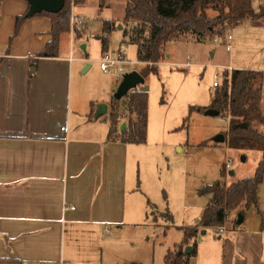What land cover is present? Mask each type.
Segmentation results:
<instances>
[{"label":"crops","instance_id":"obj_1","mask_svg":"<svg viewBox=\"0 0 264 264\" xmlns=\"http://www.w3.org/2000/svg\"><path fill=\"white\" fill-rule=\"evenodd\" d=\"M87 1L71 6V13L86 19ZM29 9L26 0L0 3V264H165L178 243L172 249L151 236L157 218L150 215L142 177L145 143L109 140V112L94 114L100 103L110 110L122 79L113 78L102 94L77 98L88 59L75 52L82 34L76 37L70 27L60 35L56 57H38L53 38L52 22L36 14L16 32L17 17ZM232 68L262 72L264 114V61ZM241 144L262 158L261 145ZM205 207L194 212L196 222ZM247 210L218 238L200 232L190 264H264V181Z\"/></svg>","mask_w":264,"mask_h":264},{"label":"rangeland","instance_id":"obj_2","mask_svg":"<svg viewBox=\"0 0 264 264\" xmlns=\"http://www.w3.org/2000/svg\"><path fill=\"white\" fill-rule=\"evenodd\" d=\"M125 1L106 0L101 6L100 0H88L83 6L86 27L85 30H76V37L77 33L82 36L80 40L75 39L74 46L76 55L88 58L81 70L86 65L91 67L81 80H77V98L102 94L113 78L122 79L117 71L105 73L100 68V36L104 34L105 20L112 22L107 31L108 51H122L128 60V69L141 71L146 65L138 61L137 46L129 43L125 36L129 29L122 20ZM228 34L233 36L231 40H226ZM226 43L232 45L230 52L226 50ZM83 44L87 48L84 49ZM163 51L165 57L157 63V71L151 72L144 85H140L149 94L148 132L147 141L142 146L145 149L141 170L144 187L151 196L149 202L156 206L155 213L150 214L153 219L157 218L154 219L157 224L151 236L158 239V243L163 242L173 249L174 244H180L184 237V231L179 227L196 224L194 212H198L201 205L207 206L213 196L212 193H200V189L217 182L229 184L255 173L261 157L257 149L231 139L222 143L215 141L218 135L227 133V116L190 109L192 106H211L215 92L225 86L223 82L221 88L213 87L214 74L222 72L226 65L249 66L252 61H264V23L255 24L252 19L240 20L227 28L218 42L214 41V36L201 40L193 35L172 38L163 46ZM105 98L108 101L111 97ZM122 120L128 122V117ZM253 126L264 133L263 124L255 121ZM210 141L215 145L210 146ZM228 162L231 166L226 167V173H223ZM231 171L234 174H230ZM167 210L172 214L173 221L165 214ZM237 214L238 209L232 211L226 228L233 227ZM205 229H208L207 237L213 235L218 238L220 235L211 226L203 228L198 234H205L202 232Z\"/></svg>","mask_w":264,"mask_h":264},{"label":"trees","instance_id":"obj_3","mask_svg":"<svg viewBox=\"0 0 264 264\" xmlns=\"http://www.w3.org/2000/svg\"><path fill=\"white\" fill-rule=\"evenodd\" d=\"M74 1L75 4H80L85 0ZM71 6L72 0H66L64 8L59 12L36 13L50 17L53 35L45 49L38 53V57L58 55L60 35L69 31L71 27ZM124 13V21L129 26L125 36L129 43L137 46L138 61L146 63L140 71L144 78L157 71V63L165 57L163 46L172 38L193 35L201 40L205 37L221 36L225 34L227 28L243 19H252L255 24L264 23V5L255 10L252 0H127ZM29 17H31L29 11L17 17L16 32ZM111 25V20L104 21V34L100 36L102 53L109 50L107 31ZM32 65L36 69L37 64L34 62ZM34 75L33 71L31 76ZM261 81V71L252 69H233L231 73L224 71L222 83L224 82L225 86L218 87L221 89L215 92L209 106L229 118V127L224 134L225 141L230 136L234 142L261 145L263 155L255 173L228 185L217 182L200 189V193H212L213 196L196 224L179 227L184 231V237L175 251L167 252L165 264H190V259L197 252V242L193 239L200 230L210 226L226 225L233 210L238 209L239 213L244 215L247 209L257 203V190L264 181V133L256 129L253 123L257 121L264 125V114L260 106ZM122 100L124 103H120ZM148 100V91L142 87L130 90L121 99H116L113 94L108 115L110 121L108 139L135 144L146 143ZM209 108L192 106L190 110ZM124 117H128L127 126L120 132V121ZM223 173H226V165ZM149 205L150 214H154L156 206L151 202ZM165 214L173 221L169 210ZM189 245L192 247L191 252L186 253L185 247Z\"/></svg>","mask_w":264,"mask_h":264},{"label":"water","instance_id":"obj_4","mask_svg":"<svg viewBox=\"0 0 264 264\" xmlns=\"http://www.w3.org/2000/svg\"><path fill=\"white\" fill-rule=\"evenodd\" d=\"M30 4L29 15H34L40 11H47V12H59L61 11L66 3V0H26ZM122 27V26H121ZM84 47V46H83ZM90 65H87L84 68V71L89 69ZM145 81L144 76L137 70H132L130 72L125 73L122 76V80L118 84L116 88V92L114 93V97L116 99L123 98L130 90L138 87L140 84H143ZM109 112V105L107 103H100L97 107V111L95 113V117H100L105 115ZM210 115H220V111L215 108H209L207 111ZM121 131L125 129V123L121 126ZM216 142L222 143L225 141V135L220 134L215 138ZM244 159V158H243ZM230 174H233L231 171ZM243 221V215H239L238 223ZM203 233L205 230L202 231ZM192 247L187 246L185 249L186 253L191 252Z\"/></svg>","mask_w":264,"mask_h":264},{"label":"built area","instance_id":"obj_5","mask_svg":"<svg viewBox=\"0 0 264 264\" xmlns=\"http://www.w3.org/2000/svg\"><path fill=\"white\" fill-rule=\"evenodd\" d=\"M76 5L75 1L72 0V6ZM2 20V13L0 11V23ZM86 19H84L83 17L74 15L71 13L70 15V26L71 29L73 31L76 32V30H85L86 27ZM78 32V31H77ZM221 36L220 35H216L214 36V41L218 42L220 40ZM233 38V36L231 34H228L226 36V40H231ZM226 50L228 52H230L232 50V45L230 43H226ZM128 64V60H126L125 55L123 54L122 51H116L111 53L110 51L104 52L102 53L101 59H100V68L102 71H104L105 73H110L112 71H117L118 73H120V75H124L127 70ZM233 70L231 65H226L224 70L221 71H217L214 74V82H213V87L218 88L222 85V80H223V76H224V71H228L229 73H231V71ZM230 162L226 163V167H230ZM70 209H74V207H68ZM215 231L217 233H224L226 231V227L225 225H221V226H217L215 227Z\"/></svg>","mask_w":264,"mask_h":264}]
</instances>
